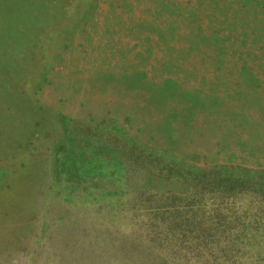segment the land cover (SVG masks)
I'll return each instance as SVG.
<instances>
[{
	"label": "rangeland",
	"instance_id": "374dc122",
	"mask_svg": "<svg viewBox=\"0 0 264 264\" xmlns=\"http://www.w3.org/2000/svg\"><path fill=\"white\" fill-rule=\"evenodd\" d=\"M0 264H264V0H0Z\"/></svg>",
	"mask_w": 264,
	"mask_h": 264
},
{
	"label": "bare ground",
	"instance_id": "6f19581e",
	"mask_svg": "<svg viewBox=\"0 0 264 264\" xmlns=\"http://www.w3.org/2000/svg\"><path fill=\"white\" fill-rule=\"evenodd\" d=\"M124 39V38H123ZM127 39V38H126ZM59 56V55H58Z\"/></svg>",
	"mask_w": 264,
	"mask_h": 264
}]
</instances>
